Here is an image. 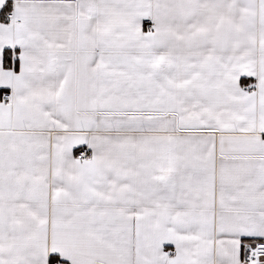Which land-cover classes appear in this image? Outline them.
<instances>
[{
	"label": "snow or ice",
	"instance_id": "obj_1",
	"mask_svg": "<svg viewBox=\"0 0 264 264\" xmlns=\"http://www.w3.org/2000/svg\"><path fill=\"white\" fill-rule=\"evenodd\" d=\"M0 17V264H264V0Z\"/></svg>",
	"mask_w": 264,
	"mask_h": 264
},
{
	"label": "crops",
	"instance_id": "obj_2",
	"mask_svg": "<svg viewBox=\"0 0 264 264\" xmlns=\"http://www.w3.org/2000/svg\"><path fill=\"white\" fill-rule=\"evenodd\" d=\"M0 18H2V17H0ZM146 27H147V24H146Z\"/></svg>",
	"mask_w": 264,
	"mask_h": 264
}]
</instances>
